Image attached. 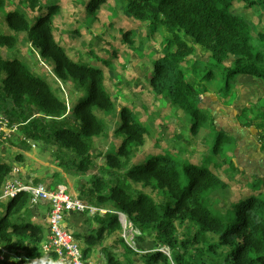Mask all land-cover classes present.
<instances>
[{"label": "trees", "instance_id": "1", "mask_svg": "<svg viewBox=\"0 0 264 264\" xmlns=\"http://www.w3.org/2000/svg\"><path fill=\"white\" fill-rule=\"evenodd\" d=\"M101 1L97 0L93 7H89L94 18ZM124 1L128 15L136 21L148 23L161 35L164 50L151 65L149 85L154 93L165 97L170 105L188 115L192 121L188 136L199 135L208 127L217 131L218 136L224 131L218 129L221 124L217 125L214 118L206 128L208 117H213L212 111L219 103L201 99L200 94L204 92L196 90L194 84L186 79L188 66H195L191 60L197 50L208 54L206 62H209L207 66L211 70L222 69L226 87L240 76L261 79L264 100V33H254L244 16L231 11L234 4L239 3L257 6L264 14V0ZM36 3L34 0L33 4ZM5 5V0H0V8ZM59 9L57 3L45 5L32 13L31 20L19 11L6 13L5 25L9 33H0V107L4 108L10 125L24 119L23 128L27 136L44 144L51 142L57 145L58 150L68 151L75 170L84 173L94 164L90 139L104 132L94 109L109 112L114 108L112 97L104 87L102 67L110 62L104 55L98 57L100 67L91 68L69 56L55 39L52 27V17ZM19 32H26L27 39L39 50L42 59H53L54 74L60 81L72 77L80 85H87L86 95L77 99L71 108L68 109L66 102L56 96L49 83L35 75L19 57L3 55L1 49L12 48ZM129 35L130 31H124L122 37L132 44ZM227 60H230L229 64L225 63ZM211 70L204 74L207 78L214 76ZM209 95L214 97L212 93ZM224 95V98L231 96L228 89ZM29 104L37 105L41 113L51 119L26 120L25 110ZM60 116H63L60 121L52 120ZM119 118L116 132L123 138L116 152L106 154L105 162L108 169L124 170L125 181L95 177L89 189L81 186L79 193L84 202L110 205L112 210L125 214L135 227L154 232L159 246L139 249L141 264H205L201 259L204 252L218 257V262L212 264H264L263 187L256 184L248 186L252 189L248 195L232 199L224 211L217 208L212 211L206 205L209 195L231 187L230 183L218 175L216 169L213 172L196 168L187 162L179 168L178 159L188 153L185 148H179L174 159L168 152L151 154L142 158V162L128 166L134 154L133 147L145 143L148 130L128 106L120 107ZM231 140L228 137L226 142ZM219 141L223 140L217 139L209 157L218 156L225 150V144H219ZM11 168V164L0 162V193ZM127 180L134 183V189H131L132 184L127 185ZM139 185L164 190L172 203L166 205L165 201L155 200ZM28 210L29 195L25 191H19L7 200L0 213V246L14 253L22 264H49L47 257L51 254L46 255L41 250V244L47 238L44 227L28 220L25 216ZM94 218L97 225L95 233H73V238L81 243L84 257H90L94 248L100 247L105 264H126V257L122 261L114 252L113 247L118 244L131 253L127 259H133L132 254L136 253L119 236L121 224L117 213H113L103 227L98 224L97 216ZM185 221L191 224L194 232L179 239L178 227ZM111 237L112 243L106 244V239ZM162 247H167L169 253L161 251ZM190 248L194 249V255Z\"/></svg>", "mask_w": 264, "mask_h": 264}, {"label": "rangeland", "instance_id": "2", "mask_svg": "<svg viewBox=\"0 0 264 264\" xmlns=\"http://www.w3.org/2000/svg\"><path fill=\"white\" fill-rule=\"evenodd\" d=\"M33 1L5 0L6 5L0 8V33H9V29L5 25V15L8 11H19L31 20L32 13L35 10H39L45 5L50 6L52 3H57L60 9L52 17L55 39L73 60L86 64L87 67H100L98 64L101 62L98 57L106 55V59L110 64L102 66L104 87L107 94L112 97L114 108L109 112L94 109L96 117L104 127V132L100 136L90 139L91 157L94 164L84 173L75 170L72 165V157L68 151L58 150L57 145L51 142L44 144L27 136V131L23 128L24 119L22 118L21 122L10 121L14 123L10 127H17L15 130H11L6 135H0V142L5 143L2 144L4 145L3 151L0 147V162L3 158H8L9 156L17 160L16 149L27 150L29 148L36 155V159L32 161L33 166L37 170L35 176L40 178L35 179L34 182L54 188L58 185H64L73 196L84 201V197L80 196L79 193L80 187L83 186L85 189H89V185L95 177L125 181L124 170L108 169L105 156L108 152H116L123 138L122 134L116 132L120 124L119 109L122 106H128L138 116L141 125L148 130L145 143L133 147L134 154L128 166H131L132 163L142 162V158L151 154L158 155L168 152L174 159L178 156L177 151H179V148L187 149V155L184 154L185 156H181L178 159L179 168L187 162L196 168H205L209 171L216 169L215 172H218V175H221L231 185V187L229 186L226 189L213 191L209 195L206 205L212 211L214 208L224 211L232 199L248 195L250 190H252L248 186L256 184V186H262L264 189V176L257 178L249 173L248 175L246 174L248 169L256 171L253 169L254 167L250 166V161L246 163L247 157H239V162L236 160L238 157V150H236L238 146L243 144L244 149L249 148L250 142L248 139L252 134L256 137L255 131H258V129L262 139L261 145L264 147V100L262 101L263 90L259 83V81H262L261 79L256 78L258 81L251 76H240L237 80L231 81L226 87V78H224V75L221 76L222 69L220 68V71L216 69L215 72L211 70L210 66H207L209 62H206L208 54L197 50L195 58L191 60L196 68L188 66L189 72L186 74V79L194 84L196 90L204 92V94H200L201 99L219 103L212 111L213 117H208L206 128L211 125L214 118L217 125L221 124L218 129L224 130L225 126L228 131L232 132L223 131L218 136L217 131L214 132L208 127L201 130L199 135L188 136L189 124L192 122L189 120L188 115L179 108L170 105L165 97L154 93L149 85V74L152 71L151 65L155 59L162 56L164 50L161 35L158 31H154L148 23L136 21L128 15L125 11L124 0H102L99 7L96 8V18H94L90 8L95 5L97 0H36V4H33ZM87 7H90L89 11H87ZM231 11L244 16L254 33H264V14L260 12L259 7L254 5L243 6V4L235 3ZM124 31H130L129 37L133 40L132 44L123 39ZM16 36L15 44L12 48L1 49L5 57H19L21 62L35 75L49 83L56 96L66 102L68 109L72 107L77 99L86 95L87 85H80L72 77H69L68 80L60 81L55 76L53 59H42L39 50L31 45L27 39L26 32H19ZM229 61L227 60L225 63L229 64ZM208 70H211L214 76L207 78V75L204 74ZM215 73H218L219 76H215ZM227 89L231 96L224 98V91ZM211 93L214 96L212 98L209 95ZM225 110L228 111L227 116L225 114L226 117L222 115ZM234 114L236 119H234ZM0 116L8 120L2 107H0ZM63 116L52 118V120L60 121L59 119ZM43 117L45 116L37 105L29 104L26 107V120L42 119L48 121V119H51ZM246 119H251V121ZM222 121L225 122L224 125ZM253 121V124L248 125V123ZM256 127L258 129H255ZM249 129H254V131L249 132ZM228 137L232 138L230 143L226 142ZM218 138L223 140L219 141V144H225V146L223 145L225 150L218 156L209 157V153H211L213 145ZM257 142L260 143L259 139ZM12 145H14L12 150H6L8 146L11 147ZM235 162L238 166L245 163L247 168H243V171H240ZM64 165H68L70 168H66ZM15 166L19 168L20 172L18 175L17 172H11V175L18 176L25 181L21 177L20 167ZM19 178L17 179L20 180ZM9 180L11 179L7 178L4 186L10 182ZM126 183L127 185L132 184L131 189H134V183L129 180ZM4 186L3 188L5 189ZM139 187L142 191L151 193V196L157 201H165L164 204L166 205L172 203V199L162 189L158 190L153 186L142 187L139 185ZM6 202L5 199H0V207H4ZM85 203L97 208L113 209L110 205L101 206L88 201H85ZM37 209L41 214H45L42 212V206H31L29 204V210L25 215L29 221L31 213L34 216H38ZM49 214L50 209L47 217L43 218V220L41 219L43 223L46 221L47 224L49 223ZM112 214L108 213L101 216V213L97 211L96 214H84V217H87L86 221L90 222V225H96L94 217L97 216L98 218L101 216L98 218V224L103 227ZM126 221L127 224L120 222L119 236L136 255L132 254L133 259H127L131 253L125 251L118 244L113 247L114 252L122 261H125L126 257V264H141L140 256H142V253L137 251L139 249H151L153 246L158 247L159 245L157 241L155 242L154 232L135 227L127 216ZM96 231L97 228L93 232L95 233ZM193 232L194 229L188 221L182 222L178 227V238L189 237ZM71 234L73 235V233ZM112 238H107L105 243L111 242ZM94 249V253H100L101 251L100 247H95ZM160 250L168 251L167 247H162ZM189 251L192 255L195 254L194 249L190 248ZM88 258L95 263L104 261L101 256L98 257L100 259H96L91 255ZM217 258L212 257L210 254L207 255L205 252L201 255V259L205 261V264L217 263ZM192 260L193 262L195 261L194 258ZM0 264L22 263H20L14 253L2 247L0 248Z\"/></svg>", "mask_w": 264, "mask_h": 264}, {"label": "built area", "instance_id": "3", "mask_svg": "<svg viewBox=\"0 0 264 264\" xmlns=\"http://www.w3.org/2000/svg\"><path fill=\"white\" fill-rule=\"evenodd\" d=\"M10 126L12 125L9 124V120L0 116V135H6L17 128ZM32 146L34 145L32 144ZM11 172H17L18 175L20 170L14 166ZM16 177L18 178V176L9 178L11 180L4 186L5 189L3 188L0 199H10L15 197L19 191H25L29 195L31 206L49 205L48 235L41 244L42 252L46 255L51 254L47 257L49 264H102V262L95 263L84 257L80 244L65 227V214L68 212L96 214L99 211L101 216H104L108 213H117L119 222L127 224L125 214L108 208L88 205L78 197L73 196L64 185L50 188L42 183H33L32 180L20 181L21 179L18 180ZM0 248L2 247L0 246ZM166 253L169 252L166 251Z\"/></svg>", "mask_w": 264, "mask_h": 264}, {"label": "crops", "instance_id": "4", "mask_svg": "<svg viewBox=\"0 0 264 264\" xmlns=\"http://www.w3.org/2000/svg\"><path fill=\"white\" fill-rule=\"evenodd\" d=\"M259 83L261 84L262 90H263L262 83L260 81H259ZM262 93H263V91H262ZM225 114L227 116L228 111L225 110V113H223L222 115L225 116ZM235 116L236 115L234 114V117ZM234 119H236V117ZM246 120L251 121V119L250 120L246 119ZM222 124L224 125L225 122L222 121ZM255 129H258V128H255ZM224 131H228L226 127L224 128ZM252 131H254V129H249V132H252ZM259 131H260L259 129H258V131H255L256 137L253 134L250 135V137L248 139V141L250 142L249 148L244 149L243 144H242V145L238 146V148L236 149V150H238L237 151L238 157L236 160L239 162V157L246 156L247 157L246 163H248L250 161V166L252 168L254 167L253 169L256 170V171H253L252 169H248L249 172L246 170V174L248 175V173H249V174H251V176L254 175L257 178L264 176V147L261 145L262 139H261ZM256 138L259 139L260 143L257 142L258 139H256ZM236 142L238 144L237 138H236ZM2 144H5V143L0 142V147H1V150L3 151L4 145H2ZM9 147L10 146H8V148L6 150H12L14 148V145H12L10 148ZM16 151H17L16 157H20V158H17V160H21V161H17L15 159H13L11 156H9L8 158H3L1 162H7L8 164H11L12 166H15V165L19 166L21 169V173H22L21 177L25 180L24 182H26L28 180H32L34 182L35 179H40L37 176H35V173L37 172V170H36V167L33 166V161H32V160L36 159V157H35L36 155L34 154V152L31 151V149H29V148L27 150L17 148ZM2 153H1V155H2ZM3 154H5V153H3ZM236 165H237V163H236ZM238 167L240 168L239 169L240 171H243V168H247L245 163H243L242 165L240 164ZM261 179H263V178H261ZM39 206H42V208H43L42 212H44L45 214H41L37 209L38 216H34V214L31 213L29 219L32 223H35V224H38V225H41L42 227H44L45 233L47 235L48 234L47 221L45 223H43L41 221V219L43 220V218L47 217L50 207L48 204H40ZM2 212H3V207H0V213H2ZM86 220H87V217H84V214L79 213V212H68L65 214L66 228L71 233H74V232H85V233L93 232L94 229L97 228L96 227L97 225L89 226L90 222H87ZM79 244L81 246V243H79ZM91 256H94V258H96V259H100L98 257L101 256L102 260H104V255L101 253H98V252L92 253ZM104 261L102 263H104Z\"/></svg>", "mask_w": 264, "mask_h": 264}, {"label": "clouds", "instance_id": "5", "mask_svg": "<svg viewBox=\"0 0 264 264\" xmlns=\"http://www.w3.org/2000/svg\"><path fill=\"white\" fill-rule=\"evenodd\" d=\"M13 167H14V166H12L11 171H12ZM11 171H10V174H9V178H12ZM18 178H19V177H18ZM19 179H20V178H19ZM2 190H3V189H1V192H2ZM0 195H1V193H0ZM5 200H9V199H5ZM48 225H49V224H48ZM47 235H48V234H47Z\"/></svg>", "mask_w": 264, "mask_h": 264}]
</instances>
